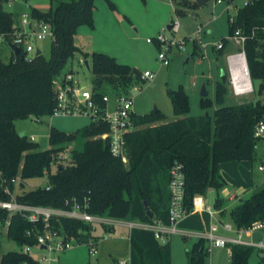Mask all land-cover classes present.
Here are the masks:
<instances>
[{"label": "trees", "instance_id": "16d2710c", "mask_svg": "<svg viewBox=\"0 0 264 264\" xmlns=\"http://www.w3.org/2000/svg\"><path fill=\"white\" fill-rule=\"evenodd\" d=\"M8 1L0 0V34L10 38L18 20L13 12L4 9ZM95 1L64 0L48 11L31 8L33 19L50 22L53 27L49 57L42 52L26 57L19 51L5 61L0 54V198L10 199L4 186L9 183L15 190L17 185L11 182L13 178L19 176L22 179L19 187L28 180L46 175L47 185L18 193L17 200L33 205L65 207V200L69 197H88L91 202L89 211L93 214L116 219L132 218L151 225L169 224L170 170L179 161L185 171L188 210L193 207L195 195H203L211 187L217 189L215 208L223 209L225 199L219 189L226 181L221 164L256 159L261 138L255 135V129L264 119V97L235 105L225 104L230 85L226 74L216 84L218 108L214 125L207 114L188 115L189 99L183 87L169 91L175 119L166 121L161 110L145 115L133 113L135 129L126 135L129 159L126 163L111 153L109 138L102 137L110 131L109 124L104 121L90 122L82 131L72 132L52 126L51 146L44 150L26 134L20 135L15 125L17 120L29 116H52L56 106L55 80L61 76L68 60L76 55L89 61L94 97L102 105H105L104 94L98 89L109 85L122 92L142 79L138 69L120 63L116 57L100 51L88 53L75 44L79 27H94ZM106 1L111 8H117L112 0ZM221 1L234 4L238 0ZM184 8L178 5L176 12L187 16ZM229 26L231 37L236 30L245 37L243 50L251 79H260V91L264 92V0L242 3L235 15H230ZM228 42V38H222L217 51L222 53ZM198 49L194 41L191 58L198 54ZM202 102L205 107L209 104L206 99ZM79 133L85 138L82 149L69 151L71 155L65 159L66 164L60 162L53 169V164L66 150L65 144L74 141ZM230 217L237 228L264 219V187L235 205L230 210ZM8 219L7 237L10 240L19 247L35 244V238L26 234L27 230L34 228L27 217L21 214L9 216L6 210L0 209V228ZM51 225L67 239L74 236L81 244L99 239L93 234L92 225L81 220L61 217L53 219ZM37 227L44 231L42 221ZM131 238L130 264H171L170 242L161 243L153 229L133 228ZM253 249L249 245L232 244L231 264H248ZM208 256L204 238L188 251L189 264H206ZM26 262L36 264L33 257L18 249L4 252L0 234V264Z\"/></svg>", "mask_w": 264, "mask_h": 264}, {"label": "rangeland", "instance_id": "374dc122", "mask_svg": "<svg viewBox=\"0 0 264 264\" xmlns=\"http://www.w3.org/2000/svg\"><path fill=\"white\" fill-rule=\"evenodd\" d=\"M60 1L64 0H10L4 4V9L13 12L19 23L25 14L30 17L32 7L41 11H48ZM112 1L117 6L116 9L111 8L106 0H97L94 10V27L91 28L84 25L81 27L82 29L79 33L85 35L83 38L88 42L87 44L90 45V48L117 57L119 61L138 69L141 74L149 70L154 73V77L152 79H139L126 91L122 92H118L109 85L98 89L99 93L109 96L111 110L114 109L117 98L121 95L133 99V113L145 115L158 109L166 115V121H171L176 116L169 91L183 87L189 99L188 115L198 116L208 113L214 125L215 110L218 108L215 99L216 84L222 81L223 69L225 73L228 72V55L235 54L241 49L230 35L229 17L230 15H235L236 10L244 2L238 0L236 6L234 4L227 6V4L220 5L216 3V0H209L204 5H199L196 0H147V3L144 0ZM194 3H196V6ZM178 5L185 7L184 9L190 20L189 24L183 21L184 16L176 12V6ZM189 6L191 7L189 8ZM177 19L181 21L178 37L185 39L186 49L174 51L170 54L168 62L162 61L158 58L160 47L155 43H149L147 39L162 31L170 35L171 32L168 30V25ZM34 26L36 25L34 24ZM224 37L228 38L229 42L223 52L219 53L217 45ZM194 41L199 48L198 54L187 61L194 46ZM75 44L78 45L77 41H75ZM37 46L40 47L44 56L49 57L52 39L37 41ZM0 54L3 60L9 61L12 49L5 44L0 45ZM31 54L33 55L34 53L32 52ZM203 56L204 58L200 59ZM85 61L86 59L82 55H76L74 58L69 59L59 78L72 74L73 79L82 87L94 90L93 74L89 69L90 66L87 67ZM227 79L229 81V78ZM252 81L254 90L248 95H234L232 87L229 85L225 104L235 105L242 101H256L264 97V92L260 91L261 80L254 78ZM203 84L206 85L207 96L201 95L200 91ZM203 99L208 101L207 107L203 105ZM89 123L90 120L85 116L44 115L39 118L29 116L19 119L15 122V125L19 132L25 131L29 139L34 136L35 140L31 141L38 144L39 149L44 150L51 146L50 130L52 126L60 130L72 132L82 131ZM84 142L85 138L82 136V133H79L74 141L65 144L67 145L66 150L62 152L64 156H61L53 164V169L60 162L66 164L65 159L71 155L69 151L82 149ZM125 155L127 156L126 160L123 158L121 160L126 163L129 160L127 152ZM263 161L264 139L262 138L260 149L253 162L245 161L242 164H240V161L224 162V165L221 166V172L225 178L226 175H232L238 179L244 177V180L247 178L250 184L252 179L254 186L251 187V192L253 193L264 186V172L258 169L259 164ZM47 184L48 178L46 175L41 179H31L26 181L22 186L18 187L17 185L15 194L21 193L24 190L44 187ZM223 186L220 187L219 191L223 189ZM230 186L231 189L234 188L233 184ZM205 213L208 212L206 210L194 212L193 216H190L189 219L196 218L198 215L201 216ZM229 219L231 220L230 214L226 216V220L230 221ZM102 226L101 224H96L97 232L100 234L105 233ZM192 231L194 230L190 232ZM198 231L205 232V230ZM192 233L185 234L191 236ZM0 234L4 252L10 249H19V246L7 237L6 226L0 228ZM255 234L264 235V229L256 231ZM189 241V237L182 235L175 236L171 248V264H189L188 251L192 249L189 244L187 245ZM207 247L211 249L209 241L207 242ZM97 248L98 255L93 257L89 253L87 244L74 245L66 252L57 253L59 255V264H115V260H130L127 248L121 242L116 241L115 243L113 240L99 239L97 240ZM211 253L212 255L208 260L209 264L228 263V254L225 250L226 257L220 249L214 247H212ZM257 259L256 252L252 253L248 264H255Z\"/></svg>", "mask_w": 264, "mask_h": 264}, {"label": "built area", "instance_id": "2783aa9c", "mask_svg": "<svg viewBox=\"0 0 264 264\" xmlns=\"http://www.w3.org/2000/svg\"><path fill=\"white\" fill-rule=\"evenodd\" d=\"M10 1V0H9ZM8 1V2H9ZM244 4H249L253 0H242ZM218 2H222L218 0ZM232 4H229L231 6ZM27 14L24 15L19 23L14 24L13 32L10 38L5 34H0V45H7L12 49L13 54H17L16 47H19L20 52H23L26 57H34L40 49L37 46V41L52 39L54 30L50 22L37 21ZM34 24L36 26H34ZM171 28L168 29L171 34L167 32H160L155 36L149 37V43H155L160 47L158 58L162 61L168 62L170 54L174 51H181L186 49V41L184 38H179L178 33L181 28V21L179 19L173 21ZM167 31V30H166ZM200 31V29H199ZM236 44L241 49L235 54L228 55V78L232 92L236 96H242L253 92L254 87L250 75L246 54L243 50L245 37L240 30H236L232 36ZM218 48L221 44L218 43ZM41 50V49H40ZM34 53L33 55L31 53ZM204 58L200 57V59ZM154 73L147 70L142 74V79H152ZM56 91V106L52 116H85L90 122L104 121L109 124L110 131L102 135L103 138H109L111 153L126 160V135L135 129L134 120L132 117L133 99L125 96L117 98L114 109L111 110L109 104L110 98L107 94L103 95L105 105L100 104L94 97L93 90L87 87H82L77 81L73 79L72 74H67L62 78L55 80ZM255 135L264 138V119L260 120L256 125ZM31 140H35L32 136ZM64 156L63 153L60 155ZM259 169L264 171V163L260 165ZM170 204H169V224L161 222L152 225L155 231V237L161 239L164 234L172 232H179V221L190 211H202L207 209L211 214L214 210L206 207L203 204L201 194H197L193 200V207L189 211L185 204L186 195V180L183 164L176 161L170 170ZM22 179L17 176L11 180L12 183L19 185ZM49 187V186H48ZM4 191L10 196V199L0 198V209L6 210L9 216L13 214H21L29 219L34 224V228L27 230L26 234L29 237H34L36 242L34 245L25 244L19 247V251L34 258L36 264H59V255L57 253L64 252L74 245L81 244L74 236L69 239L59 230L54 229L51 225L53 219L67 217L92 225L94 230L96 224L113 225L116 223L115 219L109 216L96 215L89 211L90 199L85 197L80 199L77 196L69 197L65 200V207H51L44 205H33L28 203H21L17 200L15 190L10 188L9 183L5 184ZM44 223V231L38 229L39 222ZM10 220L6 222V229ZM3 226V227H4ZM223 227L229 231H235V237L222 236L217 233L218 224L211 226L209 231L200 233L199 236L210 242V246L224 247L231 251L232 244H244L257 248L264 258V237L257 241H246L243 236L250 234L257 229L264 228V219H259L253 222L248 227L237 228L231 223H223ZM91 256L97 255V241L90 240L87 244ZM25 264H32L26 262ZM117 264H130V261H118Z\"/></svg>", "mask_w": 264, "mask_h": 264}, {"label": "crops", "instance_id": "0c3cea01", "mask_svg": "<svg viewBox=\"0 0 264 264\" xmlns=\"http://www.w3.org/2000/svg\"><path fill=\"white\" fill-rule=\"evenodd\" d=\"M145 1L147 3V0H145ZM208 1L209 0H207L204 4H206ZM96 2H97V0L95 1V3ZM216 3H218L220 5H222V4H227V6L229 5L226 1H222V2L216 1ZM204 4H202V5H204ZM234 5L236 6L237 2L234 3ZM94 17H95V14H94ZM81 27H79L77 35H76V41L78 43V46L81 47V49L83 51L88 52V53L96 51L93 48H90V45L87 44L88 42H86L84 40L83 37L85 35L82 34V33L81 34L79 33V31L82 29ZM193 50H194V46L191 49V52H190L191 54H192ZM12 56H13V52L11 54V57ZM117 60L119 61L118 58H117ZM119 62L123 63V64H127L125 62H121V61H119ZM222 73L226 74L227 72L225 73V70L223 69ZM246 95H248V94H246ZM261 139L258 142L257 152L260 149ZM257 152H256V157H257ZM245 161L247 162L249 160H243V161H240L241 163L240 162L239 163L242 164V162H245ZM263 163H264V161L259 164L258 169H259L260 165L263 164ZM223 165L224 164L222 163L221 166H223ZM262 172H264V171H262ZM223 177H224V179L226 181V183L223 186V189H221L222 197H224V199H225V205H224L223 209H216L215 208L216 189L211 187V188H209L207 190V192L205 194H203L201 196H202V199H203V204L206 207L212 208L215 211L214 214H211L209 210L204 209L202 211L206 210L208 212V213H205L206 215L205 214L201 215V216L198 215V217H196V218L189 219L190 216H193L192 214L194 212H200V211H190L189 213H187L179 221V223H178V229L180 230L179 232H172V233H169V234L165 233L163 238H161V239L157 238V239L161 243L170 242V247L172 248L173 240L175 239V236L182 235V236L190 238V241L187 242V245L189 244L191 247H193L194 243H196L197 241L202 239L199 236V234L203 233V232L202 231H198V230L208 231V229H210L211 226L214 225V224H218V230H217L218 234H220L222 236H227V237H235L236 236V232L235 231H229V230L225 229L223 227V223H231V224H233L234 227H236L232 220H230V219H229L230 221L226 220V216L228 214H230V210L235 205L239 204L243 199L248 198L249 195L252 194L251 187L254 186V181L251 179V184H250L249 183V179L246 178L244 180V177H242L241 179L240 178L238 179V178H236V177H234L232 175H229V176L226 175V178L223 175ZM231 184L234 185L233 189H231V186H230ZM221 191H220V193H221ZM212 194H214V195L212 196ZM112 219L116 220L115 224H113V225H103L102 226L104 231H105V233H101V234L98 233L97 232V227L95 225V228L93 230V234L98 236L99 239H101V240H113V242H115V243H116V241H118V242H121V243L125 244V246L127 248V251H128L127 253H129V256H131V246H132V238H131V236H132L133 228L152 229V225L148 224V223L140 222L138 220H133L132 218H126V219L112 218ZM190 229L194 230V231H192L193 233L190 232L191 231ZM262 229H264V228H262ZM258 230H260V229H257V230H255L254 232H252L250 234H245L243 236L244 240L251 242V241H257V240L263 238L264 235H256L255 234L256 231H258ZM185 233H192V235L189 236V235H186ZM207 242L208 241L206 240V245H207ZM212 247H214L216 249H220L222 251L223 255H225V253H224V250H225L227 252V254H228V257H227L228 258V263L227 264H231V251L230 250H228L227 248H224V247H217V246H212ZM212 247H211V249L208 248L209 249V256H208V258L206 260V264H209L208 260H209V257H211V255H212V253H211ZM66 251H64V252H66ZM254 252H256L257 258H258L257 262L255 264H264V258L260 254L259 250L254 247L252 253H254ZM123 254L127 255L126 253H123ZM97 255H98V251H97ZM171 257H172V254H171ZM225 257H226V255H225ZM116 261L117 260H115V264H117ZM171 263H172V259H171Z\"/></svg>", "mask_w": 264, "mask_h": 264}, {"label": "water", "instance_id": "95a60500", "mask_svg": "<svg viewBox=\"0 0 264 264\" xmlns=\"http://www.w3.org/2000/svg\"><path fill=\"white\" fill-rule=\"evenodd\" d=\"M196 1H197V3H198L199 5H202V4H204L207 0H196ZM183 21H184L186 24H189V16H184V17H183ZM170 28H171V25L169 24V25H168V29H170ZM15 51H16V53H19V51H20L19 47H16V48H15ZM41 52H42V51L39 49V50L37 51V54H36V55H40ZM190 58H191V53H190V55H189L187 61H189ZM85 64L87 65V67H89V61H88V60L85 61ZM222 75H224V73H222ZM200 92H201V95H202V96H207V95H208V92H207V89H206V85H205V84L202 85V87H201V91H200ZM157 110H158V109H156V111H157ZM207 115H208V113H207ZM25 134H26L25 131L20 132V135H21V136H24ZM145 203H146V205H148V201H146ZM148 214L152 217V213H151L150 210H148Z\"/></svg>", "mask_w": 264, "mask_h": 264}]
</instances>
